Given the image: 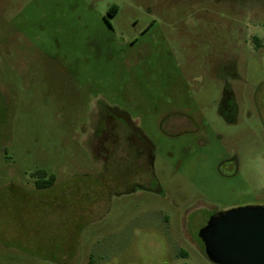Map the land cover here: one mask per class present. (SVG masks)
<instances>
[{
  "label": "rangeland",
  "instance_id": "374dc122",
  "mask_svg": "<svg viewBox=\"0 0 264 264\" xmlns=\"http://www.w3.org/2000/svg\"><path fill=\"white\" fill-rule=\"evenodd\" d=\"M255 206L264 0H0V264H212Z\"/></svg>",
  "mask_w": 264,
  "mask_h": 264
},
{
  "label": "water",
  "instance_id": "95a60500",
  "mask_svg": "<svg viewBox=\"0 0 264 264\" xmlns=\"http://www.w3.org/2000/svg\"><path fill=\"white\" fill-rule=\"evenodd\" d=\"M198 236L212 264H264V207L218 213Z\"/></svg>",
  "mask_w": 264,
  "mask_h": 264
},
{
  "label": "flooded vegetation",
  "instance_id": "af4514ba",
  "mask_svg": "<svg viewBox=\"0 0 264 264\" xmlns=\"http://www.w3.org/2000/svg\"><path fill=\"white\" fill-rule=\"evenodd\" d=\"M104 110L106 111L107 109H104ZM100 113H103V112H100ZM107 113H110V111L108 110ZM122 118L124 119L123 122L127 126L126 128L129 130L131 134L130 137H127L126 151H127V148L131 146L132 147L131 149H133V151H136L135 157H136L137 162L138 161L143 162V160L145 161L151 160L150 158H151L152 148H151V145L148 143L149 141L146 140L147 138L142 134V132H138L139 129L136 128L134 124L123 113H122ZM98 125H103V122L97 121V127L95 128V132L100 131V128H98ZM104 125L106 124L104 123ZM128 150H130V148ZM198 242L203 246V250H204V245L202 241L200 240V238H198Z\"/></svg>",
  "mask_w": 264,
  "mask_h": 264
},
{
  "label": "trees",
  "instance_id": "16d2710c",
  "mask_svg": "<svg viewBox=\"0 0 264 264\" xmlns=\"http://www.w3.org/2000/svg\"><path fill=\"white\" fill-rule=\"evenodd\" d=\"M138 132H141L138 130ZM146 139V138H145ZM147 140V139H146ZM150 144V142H148ZM151 145V144H150ZM134 154H136V151H133ZM136 156V155H135ZM137 162V161H136ZM138 169V168H137ZM46 177L44 175H41V181H37V188L38 189H45L49 188L54 185L55 183V177L52 175L47 180H44Z\"/></svg>",
  "mask_w": 264,
  "mask_h": 264
}]
</instances>
